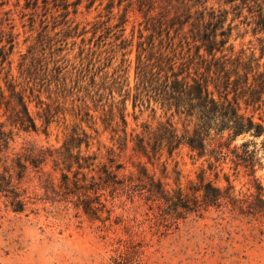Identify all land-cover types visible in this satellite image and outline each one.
<instances>
[{
	"label": "trees",
	"instance_id": "obj_1",
	"mask_svg": "<svg viewBox=\"0 0 264 264\" xmlns=\"http://www.w3.org/2000/svg\"><path fill=\"white\" fill-rule=\"evenodd\" d=\"M96 3L101 11L82 25L77 17ZM8 4L0 0V198L8 207L67 205L103 223L119 208L116 223L132 220L133 211L164 235L210 208L264 221V184L256 175L264 166V0H17L13 10ZM15 14L37 32L24 39L30 43L17 76ZM77 38L83 45L73 62L68 55ZM129 101L140 131L129 130ZM137 108L151 118L138 124ZM60 121L68 131L60 145L25 141L15 150L21 134L48 135ZM105 133L109 145L101 141ZM182 148L204 160L187 187L178 170L171 185L149 168L166 171ZM224 165L249 178L247 192H236ZM207 173L216 180L223 173L226 185ZM35 179L33 188L25 185ZM125 229L128 237L118 244L128 252L143 236Z\"/></svg>",
	"mask_w": 264,
	"mask_h": 264
},
{
	"label": "rangeland",
	"instance_id": "obj_2",
	"mask_svg": "<svg viewBox=\"0 0 264 264\" xmlns=\"http://www.w3.org/2000/svg\"><path fill=\"white\" fill-rule=\"evenodd\" d=\"M6 8L13 10L17 0H8ZM24 0H21L23 3ZM97 3L89 13L85 12L77 17L78 21H94L101 8H96ZM84 8V7H82ZM15 32H19L18 46L14 50L13 75H18L17 64L20 53L25 52L30 42L24 39L36 31H30V26H23L19 15L15 14ZM134 16L131 17V21ZM81 25V26H82ZM129 24L127 33L130 32ZM91 33L86 34V38ZM250 36H247L245 42ZM83 45L81 38H77V45L70 51L68 58L77 62L79 47ZM237 43V48L240 47ZM88 48V45H85ZM129 78L134 84V52L129 56ZM119 60L114 64H118ZM0 85L6 88L0 79ZM42 97L47 100L45 93ZM71 100L67 103L70 106ZM33 115L37 116L35 103L30 104ZM130 116L129 130L137 127L133 119L132 102H128ZM136 114L140 115L139 122L150 119L151 112L141 114L139 108ZM0 115L6 120L4 109H0ZM161 111L157 112V117ZM71 122V121H70ZM40 124L41 121L38 120ZM140 131L141 127H137ZM67 129L62 122H54L49 128V134L44 132L21 134L13 144L18 150L25 141H35L40 145L58 146L64 140ZM101 141L111 144L109 133L101 137ZM241 139L238 140L240 142ZM263 155V154H262ZM126 160V159H125ZM203 159H198L182 148L169 158L167 170L161 165L152 166L158 176L174 185L178 178L175 170L180 173L179 179L183 187H187L191 180H195ZM264 165V158L262 159ZM131 168V164L128 163ZM46 170H50L47 166ZM224 171L231 176L232 183L237 193H245L250 186L249 178L242 174L236 176L229 165H224ZM257 177L264 184V166L260 168ZM32 176V174H31ZM57 181L59 174H53ZM207 177L216 181L220 186L226 185L223 173L218 180L214 174L207 173ZM36 184V179L27 182L31 188ZM138 202L135 204L137 205ZM122 210L117 209L111 221L102 222L91 220L81 211L72 206L44 203L38 201L29 204L24 212H15L7 206L5 199L0 198V264H264V221L242 218L229 212L227 208H210L203 215H191L180 222L179 229H173L168 234L154 233L144 216L130 214L129 222L116 223V216L121 215ZM127 213L124 217H126ZM125 225L133 230L141 232L142 239L133 244L130 251L119 248L118 240L127 238Z\"/></svg>",
	"mask_w": 264,
	"mask_h": 264
}]
</instances>
